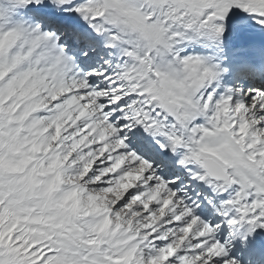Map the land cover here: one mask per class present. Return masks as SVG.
Segmentation results:
<instances>
[{
    "label": "snow or ice",
    "instance_id": "obj_1",
    "mask_svg": "<svg viewBox=\"0 0 264 264\" xmlns=\"http://www.w3.org/2000/svg\"><path fill=\"white\" fill-rule=\"evenodd\" d=\"M0 264H264V0H0Z\"/></svg>",
    "mask_w": 264,
    "mask_h": 264
}]
</instances>
